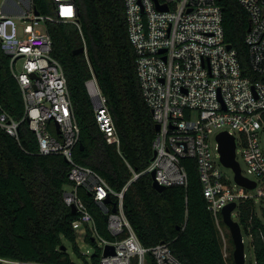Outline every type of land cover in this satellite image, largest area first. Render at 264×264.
I'll list each match as a JSON object with an SVG mask.
<instances>
[{"label":"built area","instance_id":"1","mask_svg":"<svg viewBox=\"0 0 264 264\" xmlns=\"http://www.w3.org/2000/svg\"><path fill=\"white\" fill-rule=\"evenodd\" d=\"M238 1L251 19L245 37L251 69L264 75V0ZM53 2L55 15L36 14L34 0H4L0 6L2 48L10 56V69L20 85L25 105L23 117L17 120L0 104V131L18 139L19 126L25 121L37 136L40 154H61L70 162L72 183L65 186L64 201L76 207L75 229L83 225L84 240L89 235L97 243L98 264H185L167 242L143 245L128 219L125 194L140 174L134 173L123 189L116 191L96 170L75 160L74 149L80 142L81 129L65 70L53 56V39L46 24L64 21L80 28L78 8L75 0ZM124 3L142 94L160 125L153 140L156 153L145 172L154 171L155 180L165 187H187L189 174L183 159L196 160L203 194L227 256L223 217L220 219L222 209L232 202L238 205L252 199L255 203L257 197H264V147L260 134L264 127V80H253L243 73L237 50L225 41L223 9L218 0H124ZM83 48L92 69L84 38ZM86 86L99 129L108 143L119 147L120 138L107 98L93 69ZM223 131L235 137L237 161L241 146L247 166L244 170L240 165L241 174L256 183L254 188L239 184L235 171L222 162L217 135ZM223 167L233 171L232 179ZM80 188L107 215L108 230L114 239L100 235ZM236 215L235 210L233 217ZM249 238L251 241L252 235ZM107 245H113L115 252L105 256ZM85 254L87 261L94 264L92 257ZM0 264L39 263L0 256Z\"/></svg>","mask_w":264,"mask_h":264},{"label":"trees","instance_id":"2","mask_svg":"<svg viewBox=\"0 0 264 264\" xmlns=\"http://www.w3.org/2000/svg\"><path fill=\"white\" fill-rule=\"evenodd\" d=\"M223 9L225 41L235 48L243 73L253 80L264 75L252 71L245 41L250 15L238 0H218ZM43 15H55L53 0H34ZM80 28L72 22L47 21L53 39V56L63 65L74 112L79 123L80 142L74 157L80 164L101 174L120 191L133 177L140 176L128 188L124 209L138 238L145 246L169 243L170 249L185 264H235L233 240L223 220L228 244L227 256L215 218L208 209L197 170L196 160L183 159L189 174L187 187L174 185L157 191L151 174L145 172L153 156L156 122L140 87L136 52L129 38L124 0H75ZM88 47L90 64L107 98L120 138L119 147L107 142L95 118V106L86 82L92 69L84 53ZM0 104L14 119L25 111L22 92L10 69V56L0 39ZM79 142V143H80ZM71 164L61 154L39 153L38 139L27 122L19 126V138L0 131V256L39 264H79L67 242L86 264L87 255L80 249L73 225L78 214L64 201L65 186ZM89 204L98 232L114 239L107 220L91 197L80 188ZM235 219L248 236L255 254V264H264V226L252 199L239 202ZM222 218L220 214V219ZM95 247L92 262L98 264L100 249L89 235L85 238ZM247 264H253L252 262Z\"/></svg>","mask_w":264,"mask_h":264},{"label":"water","instance_id":"3","mask_svg":"<svg viewBox=\"0 0 264 264\" xmlns=\"http://www.w3.org/2000/svg\"><path fill=\"white\" fill-rule=\"evenodd\" d=\"M36 14H39V11L36 10ZM250 29V27H249ZM84 50L83 46L78 47L75 49L74 53H82ZM57 126V132L59 133V125L56 123ZM156 129H160V125L156 124ZM217 139L219 142V151L221 153V160L227 167H231L235 171V179L236 181L246 186L247 188H254L256 186V183L246 177H244L241 174V167L239 162L236 160V142L234 135L229 134L227 131H223L217 135ZM79 145L82 147L83 144L80 142ZM156 153V152H154ZM152 177V184L153 187L157 190L162 192L166 187L163 185H160L155 180V172H151ZM237 208V203L232 202L225 206L222 209V217L223 222L227 226L229 233L231 235V238L233 240L234 244V250H233V259L235 264H246V252H245V242L243 237V230L240 225V223L233 217V212ZM72 211L76 213V207L73 205L71 207ZM116 207L113 208V211H116ZM105 219H107V215L104 216ZM114 246L113 245H107L104 250V255L112 254L114 253Z\"/></svg>","mask_w":264,"mask_h":264},{"label":"rangeland","instance_id":"4","mask_svg":"<svg viewBox=\"0 0 264 264\" xmlns=\"http://www.w3.org/2000/svg\"><path fill=\"white\" fill-rule=\"evenodd\" d=\"M4 0H0V6L2 5ZM260 134H261V139H262V144H263V147H264V127L261 129L260 131ZM212 145H213V150L214 152H216L215 150V140L214 138H212ZM237 159L241 165V167L246 170V161L243 157V154H242V149H241V146H239V149H238V155H237ZM223 171L232 179L233 178V171L229 168H226V167H223ZM256 193L259 192V189L255 191ZM255 211H256V214L258 216V218L261 220L263 226H264V197H257L255 199ZM235 218V216H234ZM76 232H77V242H78V245L80 247V249L87 253L88 256L91 258L92 255L94 254L95 252V247L92 246L91 244H88L85 240H84V233H83V225H77L76 226ZM243 237H244V242H245V252H246V264L247 263H250L252 262L253 264H255V254H254V250H253V247L250 245V238L249 236L247 235V233L243 230ZM68 244V247H69V251L71 253V257L72 259L79 263V264H86L85 261L82 259V258H79L77 254L74 253L73 249H72V246L69 242H67ZM229 245V249H230V243L228 244ZM233 250H234V245L232 247V254H233ZM229 253L227 252V255ZM91 261H89L88 264H90Z\"/></svg>","mask_w":264,"mask_h":264},{"label":"bare ground","instance_id":"5","mask_svg":"<svg viewBox=\"0 0 264 264\" xmlns=\"http://www.w3.org/2000/svg\"><path fill=\"white\" fill-rule=\"evenodd\" d=\"M40 13V12H39Z\"/></svg>","mask_w":264,"mask_h":264}]
</instances>
